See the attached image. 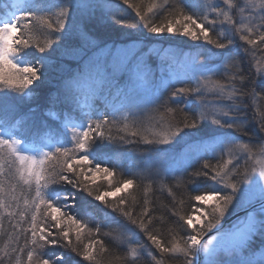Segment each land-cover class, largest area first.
Instances as JSON below:
<instances>
[{
  "label": "snow or ice",
  "instance_id": "snow-or-ice-1",
  "mask_svg": "<svg viewBox=\"0 0 264 264\" xmlns=\"http://www.w3.org/2000/svg\"><path fill=\"white\" fill-rule=\"evenodd\" d=\"M125 7L131 20L121 14ZM99 21L140 32L143 40L134 42L140 47L102 48L73 27ZM164 35L219 50L209 49L204 61L201 53L171 57L168 86L171 79L185 86L167 98L147 62L159 53L143 50L144 41ZM233 48L245 54L254 73H242ZM58 50L76 68L65 70L49 97L63 106L62 113H47L62 128L54 138L21 113L18 102L31 98V86L44 81L48 57ZM221 74L224 79L215 78ZM138 85L151 89L148 121L124 103L112 107L110 118L108 106L101 107L106 94L128 97ZM206 93L217 97L211 112ZM249 100L264 133V0H0V264H138L144 254L153 264H264V138L254 144L236 135H248L243 114ZM205 125L213 126L211 132ZM116 141L150 146L149 163L133 178H124L122 165L109 166L112 157L95 150ZM176 144L183 145L181 160L164 167L161 156L170 154L161 146ZM151 169L172 197L164 206L168 215L155 214L154 181L144 183ZM168 178L174 185L164 182ZM202 180L212 186L202 191ZM67 185L76 191L62 189ZM189 185L187 200L173 190L188 191ZM77 193L110 210L105 219L116 214L126 224L103 231L91 217L73 214ZM245 205L251 211L225 227L234 209ZM135 230L151 248L133 244Z\"/></svg>",
  "mask_w": 264,
  "mask_h": 264
},
{
  "label": "trees",
  "instance_id": "trees-1",
  "mask_svg": "<svg viewBox=\"0 0 264 264\" xmlns=\"http://www.w3.org/2000/svg\"><path fill=\"white\" fill-rule=\"evenodd\" d=\"M239 1V0H238ZM124 7V6H122ZM117 12H120L119 9H116ZM126 20H131L132 13L130 10H127L125 7V10L121 13ZM74 30H84L86 31L90 38L94 40L100 47L106 48L109 46H122L127 45L129 43H133L137 40H143V36L140 32H137L132 29L127 28H121L118 26H112L109 25L107 21H99V22H91L87 25H73ZM146 44V48H151L154 46L160 47V48H178V49H186V51L196 53V56L198 53H201L199 55V60L204 61L206 57L210 55L209 49H211L212 52H218L219 50L212 49L210 45H202V42L199 41H191L188 38L185 37H172L169 38L167 35L161 36V37H152L150 40L144 41ZM241 42H237L239 44ZM143 49V50H144ZM233 53L236 55V59L240 64V68L242 73L245 76H249L250 73H254V70L251 67V64L248 61V58L245 56V54L239 50L238 48L232 49ZM148 62L151 65L155 66L156 59L153 56L148 57ZM48 68L46 71V78L44 81L34 83L32 87V93L31 98L25 97L24 99L20 100L18 102L19 109L21 113H26L29 116L33 117L37 124L44 128L45 131L53 136L54 138H59L58 133L62 132V128L60 126L59 121L50 120L47 113L49 111H52L53 113L57 112H63V106L55 103L53 100L49 99L50 96H54L56 92L57 85L62 80V78L65 77L66 72L65 70H75L76 68V61L72 59L71 57H61L59 50L56 52H52L51 55L48 57L47 60ZM165 64V63H164ZM166 66V65H165ZM157 73V72H156ZM156 78V74H155ZM217 79H224L223 75H219L216 77ZM121 85H124L127 83V77H121L120 78ZM169 85V84H168ZM166 86L162 88L163 95L165 98L170 94L171 91H173L176 87L185 86L183 84L177 83V84H171V86ZM191 86V85H189ZM166 89V90H165ZM259 91V89H257ZM188 99H194V98H188ZM204 99V97H203ZM122 103L129 104L132 106V110H135L136 105L130 104L128 101H126L123 96H117L114 94L112 96H107L104 103L101 105L102 109L104 107V104L108 106V113L109 117L111 118V109L112 107H119ZM133 103V102H132ZM259 103L264 106V100L259 101ZM248 108L246 109L245 113L243 114V119L247 122V132L248 135H244L243 133H236L242 141L244 142H250V143H259L262 138H264V133H260L258 131V125L257 120L254 116V109L251 105V101H248ZM175 107V105H173ZM151 108V107H150ZM147 110V113L149 114V109ZM137 109V108H136ZM139 119V118H138ZM143 120H145L143 118ZM148 120L146 119L145 122ZM48 126V127H45ZM205 131L211 132L213 126L211 125H205L203 126ZM113 134L115 135V130L113 131ZM123 134V133H121ZM128 139H136L133 137H127ZM65 142H67V137H63ZM150 146L144 145L142 143H121L119 141L112 142V143H105L103 145H97L96 151L98 153H104L108 156H111V160H107L106 163L109 164V166H119L122 165L121 171L124 172V178H133V174L137 172L138 169H143L147 163L146 161L149 159L145 152ZM161 147H169V149H173V153H177L178 151L182 150L183 145L182 144H176L172 146H161ZM168 149V150H169ZM147 158V159H146ZM145 161V162H144ZM212 163H215V160L212 161ZM199 167V165H196ZM153 179V188L152 192L150 193V198L152 200V204L156 209L155 214L156 215H168L167 208L164 207L166 205L172 204V197L168 195L166 190H161L159 185V179L153 174V171L150 170V172L146 173V177L144 179V183H147L148 178ZM139 179V177H136ZM169 186L174 185L175 181L172 178H168L164 181ZM202 188L201 190H206L211 187V182L208 180H202L201 181ZM62 189H66L70 192H75V189H72L70 185L67 186H61ZM178 197L184 198L187 200L189 193L191 192V186H188V191H185L183 188H181L179 191H177L175 188L173 189ZM192 195H195L197 193H191ZM123 195V194H121ZM142 198V193L140 194ZM75 206L70 208V211L73 214H76L78 217H84L89 218L91 217L92 226L95 225V223H101L104 225L103 231H111L113 229H116L119 225L126 224L125 221L121 217L116 216V214H112L115 219H105V212H109L110 210L104 209L103 205H101L99 202L94 201L91 197H88L85 193H77L76 200H75ZM194 203V202H191ZM185 209L187 210V205H185ZM171 219H175L174 217H170ZM127 227L132 228L133 226L127 225ZM135 236L133 237V243L137 247H145V248H151L150 242L147 241L146 237L139 232V230H135ZM105 242L109 243V239L105 238ZM2 243V241H0ZM256 244H259V238L256 240ZM110 247H113L112 244H109ZM46 251L49 253H60L65 251L61 248H49ZM118 251H123V249H118ZM154 251V249H153ZM157 257H159V254H156ZM73 257L75 260L79 261L81 258L75 257L73 254ZM71 264V261L69 262ZM86 264V262H84ZM138 264H153L151 261V258L147 255H143L141 259L139 260ZM169 264H177L176 260H172L169 262Z\"/></svg>",
  "mask_w": 264,
  "mask_h": 264
},
{
  "label": "rangeland",
  "instance_id": "rangeland-1",
  "mask_svg": "<svg viewBox=\"0 0 264 264\" xmlns=\"http://www.w3.org/2000/svg\"><path fill=\"white\" fill-rule=\"evenodd\" d=\"M238 2L242 3V0H239ZM237 19H238V17H237ZM237 42H239L238 39H237ZM122 46H124V45H122ZM127 46H129V47H140L139 44H135L134 42L127 44ZM109 47H112V46H109ZM151 48L154 49L156 52H158L159 55L158 56L155 54L151 55L156 59L155 66L149 64L148 60H147V62L150 65V67L152 68L153 73L156 74V78L154 79V84L159 85L162 88L166 87L169 84L170 77H172V75H173L170 68H169V62H170L171 57L175 56L177 59H183L185 57L191 59L192 57H196V53L186 51L187 48L184 50L178 49V48H173V49L172 48H160L157 46H154ZM144 51H147V48L144 49ZM148 57H147V59H148ZM180 78L181 79L185 78L183 73L180 74ZM171 84H177V83L175 82L174 79H171ZM123 98L126 101H128L130 104L136 105L134 111H139L141 113L138 116V118L140 120H143V118L145 119L143 121H146V119L148 120L150 113L148 114L147 110H148V108L151 107V100H152L151 89H146L144 86L138 85L133 91H131L129 93L128 97L123 96ZM203 100L206 104L209 105L208 111L209 112L213 111L214 109L211 107V105L217 102L216 95L214 93H206L204 95ZM166 148L169 149V147H166ZM171 151H173V149H169L170 155L167 159H165L163 157V155L161 156L160 162L163 164L164 167H176L178 162L182 158V155H183L182 151H178L177 153H173ZM173 156H174V158H173ZM146 163L147 164L149 163V159L146 161ZM151 171H153V174L156 176V170L151 169ZM211 186H212V182H211ZM246 207H248V206L245 205L243 207H236L234 209V212L241 210L243 208H246ZM245 215L246 214H244L241 217H244ZM144 255H146V254H144Z\"/></svg>",
  "mask_w": 264,
  "mask_h": 264
},
{
  "label": "water",
  "instance_id": "water-1",
  "mask_svg": "<svg viewBox=\"0 0 264 264\" xmlns=\"http://www.w3.org/2000/svg\"><path fill=\"white\" fill-rule=\"evenodd\" d=\"M248 211H251L249 207L243 208L241 210H238L234 212L232 217L230 219H226L224 222L225 227H228V225L231 223V221L236 220L237 218L243 216L244 214H247Z\"/></svg>",
  "mask_w": 264,
  "mask_h": 264
}]
</instances>
